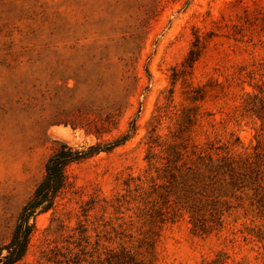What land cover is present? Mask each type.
Instances as JSON below:
<instances>
[{
    "label": "rangeland",
    "instance_id": "374dc122",
    "mask_svg": "<svg viewBox=\"0 0 264 264\" xmlns=\"http://www.w3.org/2000/svg\"><path fill=\"white\" fill-rule=\"evenodd\" d=\"M128 132L14 264H264V0H0L2 254L61 143Z\"/></svg>",
    "mask_w": 264,
    "mask_h": 264
},
{
    "label": "trees",
    "instance_id": "16d2710c",
    "mask_svg": "<svg viewBox=\"0 0 264 264\" xmlns=\"http://www.w3.org/2000/svg\"><path fill=\"white\" fill-rule=\"evenodd\" d=\"M133 129L134 124L129 130ZM129 136L130 132L107 143L93 144L87 148L61 143L48 157L43 178L36 184L32 195L21 207L12 235L4 245L6 252L2 254L0 251V264H14L23 257L34 228L35 216L52 207L55 197L67 183L66 168L70 164L80 162L101 150H111Z\"/></svg>",
    "mask_w": 264,
    "mask_h": 264
},
{
    "label": "bare ground",
    "instance_id": "6f19581e",
    "mask_svg": "<svg viewBox=\"0 0 264 264\" xmlns=\"http://www.w3.org/2000/svg\"><path fill=\"white\" fill-rule=\"evenodd\" d=\"M56 132L58 133V134H60V135H65L67 132H66V130H64V129H62V128H58L57 130H56Z\"/></svg>",
    "mask_w": 264,
    "mask_h": 264
}]
</instances>
